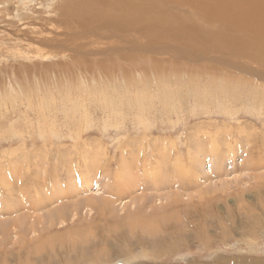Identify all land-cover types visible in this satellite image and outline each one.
I'll use <instances>...</instances> for the list:
<instances>
[{
  "label": "rangeland",
  "instance_id": "obj_1",
  "mask_svg": "<svg viewBox=\"0 0 264 264\" xmlns=\"http://www.w3.org/2000/svg\"><path fill=\"white\" fill-rule=\"evenodd\" d=\"M94 1L0 0V264H264V65Z\"/></svg>",
  "mask_w": 264,
  "mask_h": 264
},
{
  "label": "bare ground",
  "instance_id": "obj_2",
  "mask_svg": "<svg viewBox=\"0 0 264 264\" xmlns=\"http://www.w3.org/2000/svg\"><path fill=\"white\" fill-rule=\"evenodd\" d=\"M167 1L168 0L152 2L155 4L157 3L156 5H159V8L163 7V9H167L164 4V2L168 3ZM94 2L96 8L101 10V13H105L107 10L117 12V14L109 16V18H113L111 20L112 23L110 22V24L114 25L116 28L121 27V24L116 23V21H124V19L130 21L148 20L151 22L149 24L150 28L154 27L159 29L161 27L158 33L163 31L164 34L174 37H181L184 33H189L190 31L192 33H196V37L199 41H205V46L200 48L201 50L198 51L209 53L216 51L224 53L225 55L227 54L239 58H246L250 61L257 60L259 63L264 65V0H214L212 3L208 0L198 2L196 3V7H193V9L196 10L197 16L199 17V15H201L203 22L207 24V26H211L212 29H208L207 27L206 29L201 30L198 28L197 24L196 27H194L189 22L190 26L188 25L187 27H189L190 30L188 31L184 29V26L174 29L171 26L172 20H170L169 17L164 15L159 17L158 11L153 13L154 10H158L155 9L158 7L156 5H152V3L151 5L155 8H149V6L147 10L144 8L141 10L139 9L143 13L140 11L137 13L136 10L129 11V9L123 7L122 4H111L110 2L109 4L107 3V0H95ZM143 5L145 7V3ZM94 12L95 11L93 9L91 10L88 8L85 10V13L91 14L85 15L83 18L88 16L93 18L95 16ZM132 12H134V16L129 17L130 15H133ZM130 21L124 22L129 23ZM163 28L166 29L162 30ZM197 46H199L198 43L196 47ZM260 91H264V87H261Z\"/></svg>",
  "mask_w": 264,
  "mask_h": 264
}]
</instances>
